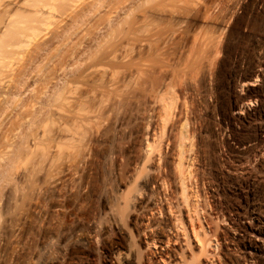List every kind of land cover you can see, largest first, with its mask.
I'll list each match as a JSON object with an SVG mask.
<instances>
[{
	"label": "rangeland",
	"instance_id": "rangeland-1",
	"mask_svg": "<svg viewBox=\"0 0 264 264\" xmlns=\"http://www.w3.org/2000/svg\"><path fill=\"white\" fill-rule=\"evenodd\" d=\"M79 1L3 77L0 264H264V0Z\"/></svg>",
	"mask_w": 264,
	"mask_h": 264
},
{
	"label": "bare ground",
	"instance_id": "bare-ground-1",
	"mask_svg": "<svg viewBox=\"0 0 264 264\" xmlns=\"http://www.w3.org/2000/svg\"><path fill=\"white\" fill-rule=\"evenodd\" d=\"M77 1L79 0H0V76H1V81L2 84H0V115H2V113L6 110L7 111V108L9 105H18L17 102H19L20 100H18V98H16L17 96V93L16 94H13L14 92L12 90H17V86L19 84H23L21 83L22 82V78L23 75H25V72L24 70L28 69L29 67L31 68L32 65L35 63V61H37V58L39 57L40 53L44 51V48H46L47 50V46H51L50 44H53L55 42H63V40H67L69 39L68 37L70 36V32H72V30L74 29L75 30V27H78V25L80 24V22H84V20H82L85 16L86 13H84V16H79L76 13H74V15L77 17L79 16L78 18H74L73 17V20L71 21L70 24L68 25H65V26H61V27H58L56 29V26L53 31L51 32H54L53 35H49V36H52V37H48L47 38V35L44 34V37L43 36H40L39 33H41L42 31H40L42 29V27H45V25H47L48 23H50V20L54 17L53 15H55L54 12H58V13H65L66 11L68 12L69 10L73 11L76 9V6H77ZM93 3H90L91 5V8L90 9H87V14H89L91 11L93 10H97L98 8H100V6H102V3L104 0H92ZM144 1V0H143ZM7 3L8 4H5L4 3ZM80 2V1H79ZM91 2V1H90ZM77 3V4H76ZM83 3V2H82ZM79 5V4H78ZM84 5V4H83ZM82 5V6H83ZM12 7V11H14L13 13H11V11L8 9V7ZM86 6V5H85ZM75 8V9H74ZM78 8V6H77ZM87 8V7H86ZM83 9V8H81ZM65 11V12H64ZM81 11V10H80ZM84 12V11H83ZM86 12V11H85ZM54 13V14H53ZM71 13V12H70ZM95 13V12H94ZM93 14V13H92ZM53 16V17H52ZM56 16V15H55ZM51 18V19H50ZM111 18V17H110ZM108 20V24L110 25V27H112V19H107ZM63 22V21H62ZM66 22V21H65ZM59 23V22H58ZM51 24V23H50ZM64 24V23H63ZM67 24V23H65ZM108 25V26H109ZM81 25H79L80 27ZM46 28V27H45ZM48 29V28H47ZM75 32V31H74ZM31 35H34L32 37H34V40L32 39L34 43V45L32 44V42H27L28 39L32 38L30 36ZM39 34V35H38ZM36 36H40L41 37V40L38 39V42L36 39ZM30 37V38H29ZM46 38L48 40H46ZM30 43V44H28ZM33 45V46H32ZM32 46V47H31ZM30 48L28 51L25 49V48ZM24 48V49H23ZM23 50V53H24V58L23 59H19L18 61L14 62L16 59H14V61H11L12 57H15L17 55H19ZM21 51V52H20ZM27 51V52H26ZM48 51V50H47ZM61 51V50H60ZM47 54V53H46ZM21 55V54H20ZM52 56V55H51ZM55 56V55H54ZM18 57V56H17ZM56 57V56H55ZM20 58V56H19ZM41 58V57H40ZM53 58V57H52ZM11 62H10V61ZM13 60V59H12ZM24 60V61H23ZM49 60V59H48ZM23 61V62H22ZM13 62V64H12ZM22 62L17 68L15 67L16 66V63H20ZM49 62V61H48ZM15 65L13 66V68L11 67L10 68V65ZM15 63V64H14ZM46 63V62H45ZM50 63V62H49ZM42 64V63H41ZM48 64V63H47ZM11 65V66H12ZM44 65V64H43ZM37 66V65H36ZM39 66V65H38ZM15 67V68H14ZM20 67V69H19ZM40 67V66H39ZM45 68H46V65H45ZM44 68V70H45ZM34 69V68H33ZM16 70V71H15ZM22 70V71H21ZM36 70V69H35ZM39 70V69H38ZM43 69H40L38 72H41L42 73ZM24 72V73H23ZM30 72V71H29ZM35 73V72H34ZM82 73V72H81ZM21 74H23L21 76ZM40 74V73H38ZM8 77L7 79H9L8 81H14V88H12L13 86H10L8 84V86L4 85V81L3 80L4 78H6V76ZM5 76V77H4ZM41 76V75H40ZM4 77V78H3ZM20 78L21 82L18 83V80ZM15 79L17 81H15ZM251 80V79H250ZM7 81V82H8ZM15 82L18 83L15 85ZM257 82V79H252L251 81L249 82H245L243 84L244 87L246 86H254L255 83ZM6 84V83H5ZM4 85V86H3ZM20 86V85H19ZM18 86V87H19ZM12 89V90H11ZM46 89V87H45ZM47 90V89H46ZM45 90V91H46ZM44 91V92H45ZM57 93V91L55 92ZM54 93V94H55ZM13 95L12 97H9L11 95ZM44 94V93H43ZM59 95V94H58ZM19 96V95H18ZM22 102V101H21ZM20 103V102H19ZM252 101H249V102H246L245 104H243V108L245 107H250L252 105ZM20 105V104H19ZM15 107V106H14ZM170 108V107H169ZM244 108V109H245ZM32 109V108H31ZM35 110V109H34ZM31 112V111H30ZM28 115V114H27ZM34 115V114H32ZM41 115V114H40ZM29 116V115H28ZM1 119V118H0ZM29 119V118H28ZM33 119V118H32ZM39 119V117H38ZM6 120V119H5ZM37 120V119H36ZM34 121V120H33ZM31 124L33 123L32 121H30ZM35 124V123H34ZM2 125V124H1ZM0 125V126H1ZM27 126V125H26ZM29 128H31L29 126ZM18 130V129H17ZM22 132V131H21ZM20 133V132H19ZM16 134V135H19ZM21 135V136H20ZM20 141H23L25 140L26 138H28V136H23V134H20ZM18 136V137H19ZM15 137V136H14ZM17 138V137H16ZM27 142V141H26ZM23 143V142H22ZM17 149V148H16ZM23 147H22V144L19 146V148L17 150H22ZM16 150V151H17ZM18 151V153H19ZM178 151H179V162L177 161V172L179 173V177H180V181H181V193H183V196H185V201L186 203H188V199H191L190 197H188V192H189V187H187V184L185 180H187L186 178L188 177L187 175H189L191 173V171H189V168H191V166L189 167L188 165H191V164H188L190 163L187 158H186V137L184 134H182V137L180 139V142H179V147H178ZM192 151V150H191ZM12 152V150H11ZM16 153V152H15ZM14 153V154H15ZM13 154V153H12ZM177 158V160H178ZM185 158L187 160H185ZM188 162V163H187ZM188 164V165H187ZM189 177H191V175H189ZM182 195V194H181ZM198 198V197H197ZM184 199V197H183ZM195 204V202H194ZM190 207V206H189ZM193 208V207H192ZM192 208H189L190 210V213H194L196 212L195 208L192 209ZM190 214V215H191ZM249 218H251V220H254V221H258L259 218L256 214L252 213L251 216H249ZM180 225V224H179ZM178 225V226H179ZM202 229V227H201ZM193 233L195 234V238L197 240H199L200 242V245L202 248L205 249V251L201 248V253L204 251L205 252H208L209 249L207 248V246L210 248H212L214 246L211 245V242H206V239H204V242L205 244L201 243L202 240L201 239H198V232L194 231L193 229ZM206 236V234L204 235ZM208 240V239H207ZM210 241V240H209ZM207 243V244H206ZM216 246V244H215ZM251 247V246H250ZM206 248L208 249L206 251ZM215 248V247H214ZM255 248H258L257 246H255ZM203 250V251H202ZM209 253V252H208ZM203 254V253H202ZM207 255V254H205ZM195 259V258H194ZM193 259V260H194ZM195 262V261H194ZM191 264V263H190Z\"/></svg>",
	"mask_w": 264,
	"mask_h": 264
}]
</instances>
